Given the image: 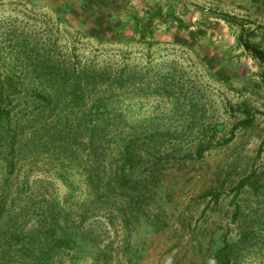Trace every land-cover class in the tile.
Returning a JSON list of instances; mask_svg holds the SVG:
<instances>
[{"label": "rangeland", "instance_id": "rangeland-1", "mask_svg": "<svg viewBox=\"0 0 264 264\" xmlns=\"http://www.w3.org/2000/svg\"><path fill=\"white\" fill-rule=\"evenodd\" d=\"M239 24L264 49V0H0V79L29 85L40 62L31 51L43 48L60 63L106 71L100 170L108 174L113 146L134 129L160 133L161 151L177 158L156 172L153 197L137 211L123 195L100 199L84 144L73 146L74 162L37 144L10 177L0 155V264H33L12 242L41 230L44 217L75 228L76 247L55 252L53 264H204L223 232L233 239L252 223L231 220L237 184L251 171L254 188L236 200L264 213V66L237 43ZM201 141L209 148L190 157ZM240 264H264V249Z\"/></svg>", "mask_w": 264, "mask_h": 264}, {"label": "trees", "instance_id": "trees-1", "mask_svg": "<svg viewBox=\"0 0 264 264\" xmlns=\"http://www.w3.org/2000/svg\"><path fill=\"white\" fill-rule=\"evenodd\" d=\"M178 26L188 27L182 21H179ZM237 26V43L264 66V49L250 40L249 33H246L242 24ZM134 29L139 30L138 19H134ZM50 50L43 48L41 53L31 51L32 56L37 61L40 59V62L31 71L38 78H33L34 81H30L29 85L16 83L10 77L0 79V155H3L7 176L10 177L14 171L18 157H25L37 144L41 146V150L55 152L57 160H60L59 154L68 152L72 155L73 162L77 151L73 146L84 144L91 159L86 179L98 192L100 199L123 195L128 198L126 206L132 210L138 211L139 208L148 206L150 198L153 197L149 192L156 183L155 174L161 167H165L169 159H177L174 152L165 148L163 149L166 153L161 151L158 143L160 133L134 129L127 133L122 142L113 146L114 164L108 174L107 170H100L101 165L97 159L106 146L105 140L103 141L105 134L101 132L110 118L107 98L102 90L107 73L89 65L78 68L64 62L62 64L53 60ZM121 77H118L117 83ZM20 91L26 94L18 98ZM78 114L82 116L79 117ZM82 136L85 141L81 139ZM59 140L63 143L62 147L53 149L52 143ZM207 143L209 142L201 141L189 156L202 158L203 152L209 148ZM133 171L138 172L139 178L132 177ZM65 172L58 171L57 175L66 180ZM255 174V171H251L240 179L237 192L231 201V220L236 223L239 219L252 218V223L250 221L249 226L238 225L236 237L233 239H229L227 233L223 232L219 236L218 245L213 249L212 257L204 264H240L249 252L264 249V224H261L264 213L256 209L253 211L255 215L246 213L240 209L236 200L246 185L254 188L252 178ZM4 203L5 200L0 202V216L5 209ZM52 213L54 211L49 212V216ZM52 219L44 217L41 230L34 234L28 233L23 238L24 242H12L20 245L22 251L32 257L33 264H53L52 257L55 252H67L77 245L75 228L67 231L61 227L58 219ZM58 228L63 232L58 233ZM40 231L41 242L32 246L35 238L38 240ZM4 233L8 234V230ZM16 234L17 231L10 233L12 238Z\"/></svg>", "mask_w": 264, "mask_h": 264}]
</instances>
